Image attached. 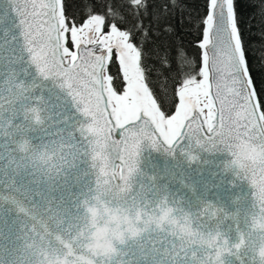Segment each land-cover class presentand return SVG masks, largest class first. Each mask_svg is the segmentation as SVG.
Here are the masks:
<instances>
[{
    "label": "snow or ice",
    "instance_id": "1",
    "mask_svg": "<svg viewBox=\"0 0 264 264\" xmlns=\"http://www.w3.org/2000/svg\"><path fill=\"white\" fill-rule=\"evenodd\" d=\"M202 8L0 0V264H264V44Z\"/></svg>",
    "mask_w": 264,
    "mask_h": 264
},
{
    "label": "trees",
    "instance_id": "2",
    "mask_svg": "<svg viewBox=\"0 0 264 264\" xmlns=\"http://www.w3.org/2000/svg\"><path fill=\"white\" fill-rule=\"evenodd\" d=\"M203 0H182V11H184L185 15L183 17L182 23H177L180 20L179 11L174 12L173 15L176 19L173 21L176 24L179 34L183 37L186 48L183 52H178V56L187 55L189 59H194L196 55V35H197V26L198 21H194V18L197 15V12L203 11L202 8ZM239 4V13L245 22V26L249 23L252 25L251 34H249L247 27H245V37L246 40L252 44L253 48L259 49L262 44H264V37L260 35L262 30V26L259 23V17L254 20H250L249 14L254 10L247 5H245L242 0H238ZM191 13V15H188ZM202 38V37H201ZM259 54V53H257ZM113 73L117 72L116 68H113ZM254 75L257 80L258 89L264 88V84L261 83L264 80V75H261L259 71V65H256L254 68Z\"/></svg>",
    "mask_w": 264,
    "mask_h": 264
}]
</instances>
